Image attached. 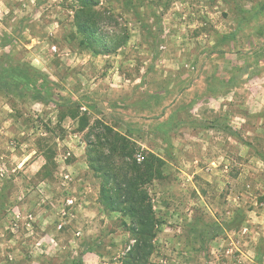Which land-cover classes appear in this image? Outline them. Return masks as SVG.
<instances>
[{
	"label": "rangeland",
	"instance_id": "1",
	"mask_svg": "<svg viewBox=\"0 0 264 264\" xmlns=\"http://www.w3.org/2000/svg\"><path fill=\"white\" fill-rule=\"evenodd\" d=\"M75 5L0 0V70L51 88L0 89V264H123L136 239L89 162L99 122L165 160L148 264H264V0H103L126 38L111 53Z\"/></svg>",
	"mask_w": 264,
	"mask_h": 264
},
{
	"label": "trees",
	"instance_id": "2",
	"mask_svg": "<svg viewBox=\"0 0 264 264\" xmlns=\"http://www.w3.org/2000/svg\"><path fill=\"white\" fill-rule=\"evenodd\" d=\"M102 1L75 0V25L89 47L111 53L119 49L126 38L115 42L114 37L104 32V24L114 19V14L98 9ZM48 83L45 73L35 70L32 75L29 67L20 64L5 66L0 70V89L5 91L16 86L37 98L50 101L51 88ZM75 105V102L59 104L61 108L70 107V116L77 118L79 111L74 108ZM98 129L101 131L95 134L96 140H91L89 162L102 178V202L107 209L130 218V224L125 223L136 239L123 264H148L154 250L158 224L148 185L164 177L165 160L153 152H147L139 161L137 154L141 147L131 137L102 122H99ZM52 158L47 156L50 161Z\"/></svg>",
	"mask_w": 264,
	"mask_h": 264
},
{
	"label": "built area",
	"instance_id": "3",
	"mask_svg": "<svg viewBox=\"0 0 264 264\" xmlns=\"http://www.w3.org/2000/svg\"><path fill=\"white\" fill-rule=\"evenodd\" d=\"M138 159H139V160H141V159H142V155H141V154L139 155Z\"/></svg>",
	"mask_w": 264,
	"mask_h": 264
}]
</instances>
